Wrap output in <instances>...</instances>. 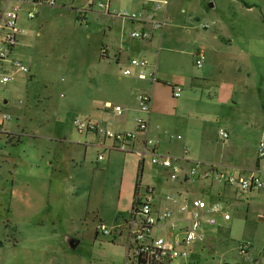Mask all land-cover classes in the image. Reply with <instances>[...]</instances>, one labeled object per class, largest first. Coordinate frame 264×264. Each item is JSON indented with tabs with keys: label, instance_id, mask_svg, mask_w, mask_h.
I'll return each instance as SVG.
<instances>
[{
	"label": "crops",
	"instance_id": "0c3cea01",
	"mask_svg": "<svg viewBox=\"0 0 264 264\" xmlns=\"http://www.w3.org/2000/svg\"><path fill=\"white\" fill-rule=\"evenodd\" d=\"M105 3L108 11H94L90 3L82 9L83 19L89 13H94L96 21L110 19L104 42L77 45L80 67L70 70L71 77L75 74L72 81H58V85L46 72L47 65L24 57L27 7L19 12L17 43L4 61L12 78L0 94V179L5 183L1 191L9 207L26 209L13 214L21 235L15 245L40 255L41 264H58L55 255L64 253L65 238L73 233L61 237L53 227L49 232L34 227L31 209L39 204L34 203L31 184L33 175L41 172L40 182L56 175L55 207L64 206L76 218H85L86 208L96 209L98 219L111 223L110 229L100 223L112 234L110 241L124 242L122 249L127 239L124 225L138 182L139 189L153 186L160 210L171 204L163 198L172 193L220 204L215 213L218 225H204L206 238L194 245L193 260L264 264V252L254 257L249 242H242L249 245L245 254L236 247L239 259H235L230 246L218 236L219 232L232 235V226L225 225L230 219L227 211L238 204L252 214L254 230H264V192H242L218 180L179 177L172 181L167 168L153 165L149 155L141 158L138 154L141 138L146 137L156 142V154L177 159L182 171L195 164L216 165L233 173L254 172L264 179V155L257 157L258 144L264 142V0H167L158 12L166 19L162 30L144 40L130 37L132 29L143 25L118 14L140 9L139 0ZM162 42L166 46L160 47ZM197 51L204 55L200 67L194 64ZM130 57L146 58L155 69L154 80L139 76L136 67L124 74ZM13 60L26 62L28 72L11 65ZM176 88L178 96L174 95ZM141 91L151 95L147 128L132 141L130 151L94 133H78L71 125L75 116H81L114 131H133L134 119L141 114L137 100ZM3 113L9 118L4 119ZM219 128L227 132L226 138L219 135ZM50 199L45 198L46 207ZM174 216L181 218L176 212ZM22 227L29 238L22 234ZM248 230L254 231L252 227ZM155 232L170 236L177 231L167 226Z\"/></svg>",
	"mask_w": 264,
	"mask_h": 264
},
{
	"label": "built area",
	"instance_id": "2783aa9c",
	"mask_svg": "<svg viewBox=\"0 0 264 264\" xmlns=\"http://www.w3.org/2000/svg\"><path fill=\"white\" fill-rule=\"evenodd\" d=\"M142 7L138 10H122L118 14L132 22L143 25V28H135L130 31L133 39H149L153 31H161L166 23L165 18L158 16V12L166 4L167 0H139ZM4 6L0 8V94L2 87L12 78L4 68V61L8 59L12 48L17 43L18 15L22 7H27L26 17H35L33 7L36 5L53 6L56 0H0ZM99 8L108 11L106 3H98ZM83 10L79 11V18L83 19ZM104 49H102V52ZM194 64L200 67L204 55L201 51L195 53ZM11 65L22 72H28V67L18 60L11 61ZM136 67L139 76H146L150 81L154 80L155 69L150 67L146 58L130 57L127 66L123 69L124 74H131L132 68ZM180 94L179 89H174V95ZM151 95L141 91L137 95L139 112L134 119V129L130 132H119L107 128L92 121L87 117L75 116L71 123L78 133H94L100 137L110 139L113 145L121 150L130 151L132 141L137 135L143 134L147 128V113L149 111ZM119 110V106H115ZM4 119L9 115L2 114ZM221 137L226 138L227 132L218 129ZM142 149L138 151L142 158L149 155L151 163L168 169L170 180L179 177L184 180H218L227 185H235L242 192H264V179L254 172L233 173L216 165L202 166L193 165L190 169L182 171L177 164V159L168 155L155 153L156 142L146 137L141 138ZM264 155V142H259L257 157ZM163 200L167 204L162 210L159 209V199L156 197L152 185H145L137 190L133 196V205L128 219L124 225L126 233V257L125 264H207L203 261L193 260L191 255L196 253L195 244L202 243L206 238L205 224L216 223L215 213L220 209L219 203H207L201 198H181L178 194H167ZM175 204V208L173 206ZM178 213L181 218H175ZM179 223H175L176 221ZM170 226L176 229L175 234L165 236L156 233V229ZM102 233L109 231L102 225L96 227ZM248 243L239 244V251L245 254ZM254 264V263H250Z\"/></svg>",
	"mask_w": 264,
	"mask_h": 264
},
{
	"label": "rangeland",
	"instance_id": "374dc122",
	"mask_svg": "<svg viewBox=\"0 0 264 264\" xmlns=\"http://www.w3.org/2000/svg\"><path fill=\"white\" fill-rule=\"evenodd\" d=\"M88 3L92 4V10L103 8L98 7V3H105V0H56L53 6L36 5L33 8L35 17L26 21L28 34L24 42H27L24 47V57H33L36 61L42 62L44 66H48L49 70L46 71L51 78L55 81L56 85L59 82L64 83L74 79V75H70V70L78 69L80 61L76 58L78 55L77 45L80 43H101L105 40V34L108 30V25L111 24L110 19L105 17L99 21L94 20V13H89L90 17L86 19L79 18V10L86 9ZM116 9L110 6V10ZM23 18V17H22ZM260 33V32H258ZM264 39V28L261 32ZM260 35H257L259 37ZM165 43H160L163 47ZM166 46V45H165ZM75 47V48H74ZM82 56V55H80ZM21 61V60H20ZM156 60H152L155 64ZM24 65L28 64L21 61ZM158 63V62H157ZM187 65L189 63L187 61ZM192 65V64H191ZM76 73V72H75ZM71 77V79H70ZM59 81V82H58ZM72 125V124H71ZM76 131V130H75ZM77 132V131H76ZM49 146V145H48ZM33 175L32 188L34 187L33 200L35 205L31 209L32 223H35L36 229L46 232L53 227L55 233L61 237L70 233L71 237H76L80 240L78 245L71 249L65 242L64 253L59 251L55 255V263L58 264H125L126 246L122 249L123 243H113L110 241L112 234H101L95 231L96 225L102 223L107 228L111 223L98 219L97 211L93 208H86L85 218H76V216H69L67 209L64 206L55 207L54 203L57 202L56 191L58 189V180L56 175L50 177L46 176V183L41 181V172ZM7 182V181H6ZM5 183L0 179V264H41L40 255L26 253L22 245H15L20 242L21 235L19 234L20 226H15L14 216L24 213L25 208H12L9 207L7 196L3 195L1 191ZM36 193V194H35ZM88 191L84 197H88ZM48 207L44 204L48 199ZM43 197V198H42ZM245 201V199H242ZM60 203H63L60 201ZM163 204L160 205L162 208ZM229 217L225 223L226 227L232 226V235L226 237L222 233H218L219 238L224 243L230 246L235 259H239L236 247L242 242L250 243V251L254 257L260 256L264 252V230L256 228V222L252 219V214L246 212L244 204L232 205L228 211ZM9 216L8 219L5 217ZM72 217V218H71ZM107 220V219H106ZM216 226L218 225V218L215 214ZM252 227L253 232L248 228ZM110 229V228H109ZM125 230V227H124ZM27 231H30L27 230ZM22 234H26L29 238L24 227H22ZM77 234V235H74ZM70 236V235H68ZM253 237V240L251 239ZM24 241V239H23ZM109 243H113L110 248ZM117 246V248L115 247ZM122 249V256L119 257ZM231 261V260H230ZM229 262V261H228ZM230 264H234L230 262Z\"/></svg>",
	"mask_w": 264,
	"mask_h": 264
},
{
	"label": "water",
	"instance_id": "95a60500",
	"mask_svg": "<svg viewBox=\"0 0 264 264\" xmlns=\"http://www.w3.org/2000/svg\"><path fill=\"white\" fill-rule=\"evenodd\" d=\"M65 242L71 249H74L76 247V245L78 244V240L74 239L71 236L65 238Z\"/></svg>",
	"mask_w": 264,
	"mask_h": 264
},
{
	"label": "trees",
	"instance_id": "16d2710c",
	"mask_svg": "<svg viewBox=\"0 0 264 264\" xmlns=\"http://www.w3.org/2000/svg\"><path fill=\"white\" fill-rule=\"evenodd\" d=\"M138 188H139V183L137 182V183L135 184L134 194L137 192Z\"/></svg>",
	"mask_w": 264,
	"mask_h": 264
}]
</instances>
